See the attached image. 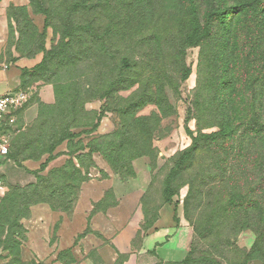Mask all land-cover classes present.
Instances as JSON below:
<instances>
[{"label":"rangeland","instance_id":"rangeland-1","mask_svg":"<svg viewBox=\"0 0 264 264\" xmlns=\"http://www.w3.org/2000/svg\"><path fill=\"white\" fill-rule=\"evenodd\" d=\"M193 6L200 22L224 11L211 39L189 46ZM261 9L264 0H0L1 61L33 65L29 101L0 124L10 151L0 264H22L20 244L37 241L56 244L48 264H71L69 247L101 212L139 218L140 244L167 202L189 232L179 264H264ZM29 104L37 115L26 124Z\"/></svg>","mask_w":264,"mask_h":264},{"label":"crops","instance_id":"crops-1","mask_svg":"<svg viewBox=\"0 0 264 264\" xmlns=\"http://www.w3.org/2000/svg\"><path fill=\"white\" fill-rule=\"evenodd\" d=\"M6 25L7 22L0 12V36ZM32 66L18 61L6 64L0 58V96L21 91L26 94V102H28L31 94L22 88ZM37 87L39 102L51 104L53 98L48 87L40 86V84H37ZM25 88L27 91L34 89L27 85ZM36 115L37 107L34 104H29L23 110V120L26 124L33 122ZM178 210L169 204L163 205L158 212L157 221L152 229L141 237L140 244H132L139 230V218L134 216L133 219L124 223L120 219V217L123 219L122 215H119L122 212L117 213L116 221L109 215L110 211L97 213L95 216L93 214L90 219V230L93 233L89 234L92 238L87 236L84 242L81 241L69 247L68 253L74 259L71 264H177L182 262L189 244L180 243V239L184 240L189 232L177 217ZM177 219L179 222H176ZM118 221L125 226L114 233V226ZM30 234L28 233V238ZM27 243L20 244L19 261L22 264H48L52 258H56V255H52L56 244H40L38 241L35 244ZM58 250L60 251V248ZM91 254H94L95 258Z\"/></svg>","mask_w":264,"mask_h":264},{"label":"trees","instance_id":"trees-1","mask_svg":"<svg viewBox=\"0 0 264 264\" xmlns=\"http://www.w3.org/2000/svg\"><path fill=\"white\" fill-rule=\"evenodd\" d=\"M254 7H255L254 11L259 9V7H257V6H254ZM238 9L239 8H237V10ZM191 10H192V15H193V20H192V24L189 26V36L187 37L186 42H187V45L194 46L200 42L211 39L212 31H213V27H214L212 22H211L212 21L211 18L212 17H214V18L221 17L224 10L219 9V8L209 10L206 14L205 19H203L202 22L199 21V17L197 14L198 11H197L196 7L193 6L191 8ZM240 11L241 10H239L238 15L240 14ZM255 20H256L255 26H256V28H259V29H258L257 33L255 34L254 39L257 41L263 42L261 35L264 32V9L263 10L261 9V17L260 18L257 17V18H255ZM262 45L263 44H260V43L254 44V56H258L261 52H264V47ZM263 128H264V123L254 124L255 130L260 131V129H263ZM222 133H223V128L220 130L219 134H222ZM8 157H10V151H9ZM47 161L50 162V160L47 159L46 161H44L40 165V167L42 165H46ZM40 167H39V169H40ZM165 204H169V205L173 206L175 210H176V208H178L177 204L172 203V202H167ZM177 264H179V263H177Z\"/></svg>","mask_w":264,"mask_h":264},{"label":"built area","instance_id":"built-area-1","mask_svg":"<svg viewBox=\"0 0 264 264\" xmlns=\"http://www.w3.org/2000/svg\"><path fill=\"white\" fill-rule=\"evenodd\" d=\"M26 99V94L21 91L10 92L0 96V124L11 109L21 107ZM8 154L9 142L4 136L0 135V158H6Z\"/></svg>","mask_w":264,"mask_h":264}]
</instances>
